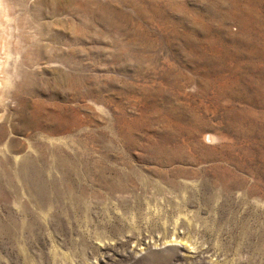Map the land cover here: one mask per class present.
<instances>
[{"label": "rangeland", "instance_id": "rangeland-1", "mask_svg": "<svg viewBox=\"0 0 264 264\" xmlns=\"http://www.w3.org/2000/svg\"><path fill=\"white\" fill-rule=\"evenodd\" d=\"M2 3L0 264H264V0Z\"/></svg>", "mask_w": 264, "mask_h": 264}, {"label": "bare ground", "instance_id": "bare-ground-1", "mask_svg": "<svg viewBox=\"0 0 264 264\" xmlns=\"http://www.w3.org/2000/svg\"><path fill=\"white\" fill-rule=\"evenodd\" d=\"M2 2H3V0H0V56L3 52L7 57H9V55L12 54V53H10V51H11V49H10L11 48V45H10L11 33L9 31V27H8V24L5 20V17H7V15H9L8 14L9 12L7 13L6 11H8L9 9H12V8L6 9V7L4 6V4ZM8 6L10 7L11 5H8ZM11 7H14V6L12 5ZM10 18H11V15H10ZM10 26H12V25H10ZM7 64H8V60H4V59L1 60L0 59V89L4 88V87L6 88L8 80L10 79V76L3 77L4 76L3 73L8 72V71H6L8 69ZM8 75H9V73H8Z\"/></svg>", "mask_w": 264, "mask_h": 264}]
</instances>
